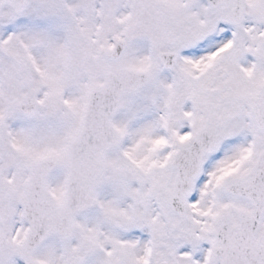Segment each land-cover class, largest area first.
<instances>
[{
  "label": "snow or ice",
  "instance_id": "6c2138e0",
  "mask_svg": "<svg viewBox=\"0 0 264 264\" xmlns=\"http://www.w3.org/2000/svg\"><path fill=\"white\" fill-rule=\"evenodd\" d=\"M0 264H264V0H0Z\"/></svg>",
  "mask_w": 264,
  "mask_h": 264
}]
</instances>
